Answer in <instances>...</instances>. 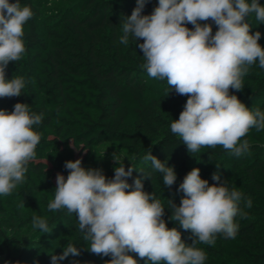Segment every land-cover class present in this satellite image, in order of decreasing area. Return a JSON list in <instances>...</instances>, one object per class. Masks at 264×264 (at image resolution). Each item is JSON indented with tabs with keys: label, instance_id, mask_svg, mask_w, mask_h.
I'll return each mask as SVG.
<instances>
[{
	"label": "clouds",
	"instance_id": "obj_1",
	"mask_svg": "<svg viewBox=\"0 0 264 264\" xmlns=\"http://www.w3.org/2000/svg\"><path fill=\"white\" fill-rule=\"evenodd\" d=\"M147 2L136 0L122 22L119 42L127 45L131 36L143 53L141 67L148 76L166 81L168 94L175 91L187 97L179 118L170 124L171 133L190 154L221 146L241 156L249 148L243 138L250 130H264V111L250 109L231 91L243 90V77L257 61L264 69L262 33H253L247 22L254 15L264 24V5L260 0H158L150 15H142ZM33 16L32 8L22 6L21 0H0V99L19 97L26 87L24 77L8 79L6 70L26 53L25 25ZM42 122L43 113L32 111L27 103H16L11 112L0 109V196L25 183L41 141L34 126ZM70 147L80 149L72 143ZM143 159L162 174L166 187L175 184L174 168L152 155L151 148ZM113 160L117 166L112 179L100 168L83 167L82 159L66 161L68 176L57 174L54 199L47 205L49 211L66 209L76 215L83 240L90 242L86 249L111 257L105 264H139L135 256L144 264H205L207 254L197 244L215 246L218 235L236 237L235 218L246 215L240 208L243 194L230 190L219 171L212 174L216 183L210 185L200 169L193 168L177 189L183 193L180 204L170 201L169 219L191 233L192 242L187 244L180 230L167 226L160 199L144 191L143 181L151 176L133 166L125 170L114 153ZM134 171L143 175L129 184L127 178ZM246 204L251 207V200ZM32 227L49 232L44 217L34 216ZM80 254V248L69 243L60 255H50L51 264Z\"/></svg>",
	"mask_w": 264,
	"mask_h": 264
},
{
	"label": "trees",
	"instance_id": "obj_2",
	"mask_svg": "<svg viewBox=\"0 0 264 264\" xmlns=\"http://www.w3.org/2000/svg\"><path fill=\"white\" fill-rule=\"evenodd\" d=\"M260 3L264 5V0ZM21 4L30 6L34 16L25 25L26 53L21 60L9 63L6 77L22 76L27 83L21 96L0 99V109L11 112L16 103H27L32 111L43 113V122L34 126L41 141L36 159L28 165L25 183L10 195L0 196V256L5 263L22 264L41 236L52 235L67 246L70 242L61 237L64 234L74 236L73 245L81 250L78 257H86V263L62 260L59 264H95L86 255L90 242L83 240L76 215L66 209L49 211L47 205L54 199L57 174L68 176L66 161L82 159L83 167L93 168L89 166L91 150L114 143L128 157L125 170L133 166L151 176L143 181L144 191L154 192L160 199L167 226L180 230L187 244L192 242L191 233L169 219L170 201L180 204L183 193L177 189L193 168H199L201 178L210 185L216 183L212 174L219 171L230 190L243 194L240 208L246 215L235 218L239 230L234 239L218 235L215 246L197 244L207 254L205 264H264V130H250L243 138L249 148L239 157L221 146L194 154L187 151L170 130L187 97L175 91L168 94L166 81L148 76L141 67L143 53L131 36L127 45L119 42L122 22L131 15L136 0H73L70 17L52 25L44 21L36 0H21ZM157 5L158 0H148L142 15H150ZM251 18L255 20L254 15ZM258 24L257 31L262 33L259 43L264 46V24ZM255 64L260 74H246L243 90L231 94L250 109L264 111V69L258 61ZM246 77L251 83L244 81ZM71 143L79 151L70 147ZM150 148L152 155L174 168L177 179L171 188L163 184L162 174L152 168L151 161L143 159ZM105 175L112 179L114 169ZM140 175L134 171L127 178L129 184ZM248 200L251 207H247ZM18 208L28 213L22 220ZM34 216L47 219L48 233L33 229ZM5 224L26 227L25 233L10 229L12 234L6 235ZM42 264H51V260Z\"/></svg>",
	"mask_w": 264,
	"mask_h": 264
},
{
	"label": "rangeland",
	"instance_id": "obj_3",
	"mask_svg": "<svg viewBox=\"0 0 264 264\" xmlns=\"http://www.w3.org/2000/svg\"><path fill=\"white\" fill-rule=\"evenodd\" d=\"M36 3L40 12L42 13V17L44 18V21L49 25H52L70 17L71 15L70 5L73 3V0H36ZM248 23L250 24L251 31L253 33L257 31L259 27L258 22H255V20H252V18L249 17ZM252 74L253 75L260 74V72L256 70V64L250 66L249 72L247 73V75H252ZM148 80L152 81L150 79ZM244 81L246 83H251V79L247 77L244 78ZM113 153L119 158L121 163H124L128 160V157L126 156L124 151L117 144L105 143L96 146L91 150V152L89 153V157H90L89 166L93 168H100L103 170V173L106 174L108 171H111L117 166L116 162L113 160ZM18 211L21 220L28 215L27 212L19 208ZM10 229L12 230L17 229L18 233L23 234L25 233L26 227L19 228L18 226L12 227L10 226V224H5L3 232L6 235H10L12 234ZM61 237L67 239V241L74 244L75 239L73 235L61 234ZM35 244L36 245L34 246V248L32 250H29L25 254L24 261L22 264H42L46 261L51 260L50 255L52 254L60 255L63 252V248L67 247L65 244H60L59 239H57L52 235L41 236L36 238ZM86 255H88V257L91 260H93L95 264H105V261L109 260L107 257H101L92 254L87 249H86ZM85 258L86 257L84 258L78 256L74 257L70 255L64 260L72 261L74 263L75 262L86 263V261L83 260ZM4 262L2 264H6Z\"/></svg>",
	"mask_w": 264,
	"mask_h": 264
},
{
	"label": "built area",
	"instance_id": "obj_4",
	"mask_svg": "<svg viewBox=\"0 0 264 264\" xmlns=\"http://www.w3.org/2000/svg\"><path fill=\"white\" fill-rule=\"evenodd\" d=\"M4 262V258L3 256H0V264H2ZM5 263V262H4Z\"/></svg>",
	"mask_w": 264,
	"mask_h": 264
}]
</instances>
